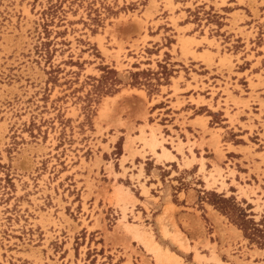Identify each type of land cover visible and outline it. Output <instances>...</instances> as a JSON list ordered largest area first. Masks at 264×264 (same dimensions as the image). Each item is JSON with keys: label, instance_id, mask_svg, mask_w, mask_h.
Listing matches in <instances>:
<instances>
[{"label": "rangeland", "instance_id": "1", "mask_svg": "<svg viewBox=\"0 0 264 264\" xmlns=\"http://www.w3.org/2000/svg\"><path fill=\"white\" fill-rule=\"evenodd\" d=\"M227 1L0 0V264H264L258 163L257 176L225 190L152 158L170 118L156 94L171 81L176 93L178 80L196 98L172 105L241 106L255 123L244 114L250 126L235 122L234 139L264 144V0ZM228 9L249 25L232 38L221 29ZM187 115L179 123L191 129ZM172 177L192 191L187 203L172 197L181 210L159 227V204L137 202L139 185ZM209 192L233 197L261 232L245 234Z\"/></svg>", "mask_w": 264, "mask_h": 264}, {"label": "crops", "instance_id": "2", "mask_svg": "<svg viewBox=\"0 0 264 264\" xmlns=\"http://www.w3.org/2000/svg\"><path fill=\"white\" fill-rule=\"evenodd\" d=\"M208 1L217 3V9L219 10H221V8L224 6H229L227 0H225L224 3H220L221 0ZM246 2L247 0H243V4H246ZM235 11L228 9V11L226 12L227 23L224 24V26L221 28L224 33L228 35V37L231 36V38L238 35V33H236L238 28L243 27L245 28V30L249 28V25L245 23V17L238 19L235 18L234 15H232V13H234ZM239 11L242 10L240 9ZM238 14L239 16H241V12H239ZM210 47L212 48L208 47L209 51L216 53V49L214 48L215 46L211 45ZM240 51L241 50H236L232 52L233 61H235L237 58L238 60L242 59L241 57H243L242 54L244 53ZM220 56H215L214 62H217ZM196 60L200 63H203V61L199 58ZM186 81H177L176 85L178 91L176 93H173L174 82L171 81L168 85H165V91H162V89H160L159 93L156 94L157 99H155L156 101L154 103L155 110H157V112L162 111V113H158L160 116L168 115L170 118L162 120L163 124H160L161 131H164L163 137H165V141L164 143H161L157 146L155 145L156 156H152V158H154L155 160L154 162L157 164H161L162 166H164V168H170L174 163L179 168V171L192 170L194 175L202 180L203 186L205 188H217L220 184V179H222L224 181V184L226 185L225 190L232 185L236 187V184L242 186V180L245 183L246 179L250 178L252 175L257 176V163L259 164V169L264 170V163L261 161L260 156V154L264 152V144L254 143V145L258 148L255 147L248 149V144L241 143L238 140L234 139L238 136L233 135V132L235 128V122L244 123V128H248V125L250 126L251 123L248 119L253 121V123H255V121L252 120L250 115H248V110L242 108L241 106H229V115H227L224 112L225 108L222 101H220V105L219 107H217L216 98L212 102V105H209L207 101L196 104L195 108L201 109L200 113H190L192 112L193 108H190L185 104H189V95H192L193 98H196V95L192 93V90L187 86ZM168 97H170L169 100ZM182 98L186 102L185 104L183 103L181 105H172L177 102V99L181 101ZM162 99L164 100V103L161 104ZM207 108H211L213 112L219 113L220 115L219 122H215L214 126L212 127L210 126V120L212 117L206 114L207 111L205 112V109ZM186 114H188L186 116V125L191 126V129L187 127H185V129L184 127H181L179 123L181 121L180 116H185ZM244 114L248 116V119L244 116ZM229 116L232 117L233 123H231ZM175 124H179V127H176ZM253 133L255 132L253 131ZM197 142H199V145L197 144ZM260 142H263V140L260 139ZM163 148L167 149L168 152L165 153ZM148 154L151 153L149 152ZM159 155H161V157H159ZM173 173L177 174L176 171H173ZM261 175H263L262 172H258V176L260 178L262 177ZM145 176L146 173L143 171V169H141L139 181H141L142 177L146 179ZM147 178H149V176H147ZM213 178H216L217 180L214 184L212 183ZM165 180L166 181L163 182L159 179V184H157V182L151 184L145 182L144 187L147 190L146 192H144V187H142V185H139V194L142 196V200L137 198V202H140V204H142L144 208L145 206H147L149 210H151V207L153 205L159 204L158 206L160 207V211L156 214V219L158 218L157 222H159V227L167 221L166 218L168 217L169 212H172L173 210L175 211L177 209L181 210L179 206L173 201L172 197L175 196L180 201H184L185 199L189 198V191H192V189H190L189 187L190 185H186L184 188H181L182 185L184 186V184L180 183V188L179 186H175L174 184L177 183V180L173 177L171 179L166 178ZM208 184L211 185L208 186ZM245 185L250 186V184ZM152 186L160 187H157L153 190L151 189ZM164 187H170L172 193L170 195L164 194L161 190ZM184 202L187 203L186 201ZM181 207L186 208L185 206ZM182 214L184 216L189 215L188 212H183ZM142 216L143 212L141 211V218ZM161 216V221H159ZM144 227L148 229L146 224H144ZM146 241L150 243V239L148 237H146ZM151 242V244L156 245L157 248L162 250V247L158 243H156L155 240ZM212 243L213 242L211 241V239H209L210 246H208L207 248L210 249ZM202 244H205V241H203ZM205 257H207V254H205Z\"/></svg>", "mask_w": 264, "mask_h": 264}, {"label": "trees", "instance_id": "3", "mask_svg": "<svg viewBox=\"0 0 264 264\" xmlns=\"http://www.w3.org/2000/svg\"><path fill=\"white\" fill-rule=\"evenodd\" d=\"M209 195L211 196L210 202L214 205V207L221 213L227 215L243 230L245 234H247V229H250L251 234L261 232L257 224L253 222L252 219L246 218V214L243 212V209L233 197H225L222 194H217L215 192H209ZM236 219H239L241 223L237 222Z\"/></svg>", "mask_w": 264, "mask_h": 264}, {"label": "bare ground", "instance_id": "4", "mask_svg": "<svg viewBox=\"0 0 264 264\" xmlns=\"http://www.w3.org/2000/svg\"><path fill=\"white\" fill-rule=\"evenodd\" d=\"M150 145H154V142H150ZM167 151H165V153H166Z\"/></svg>", "mask_w": 264, "mask_h": 264}]
</instances>
